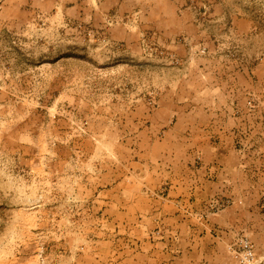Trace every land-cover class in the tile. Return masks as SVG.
Instances as JSON below:
<instances>
[{
	"label": "rangeland",
	"instance_id": "obj_1",
	"mask_svg": "<svg viewBox=\"0 0 264 264\" xmlns=\"http://www.w3.org/2000/svg\"><path fill=\"white\" fill-rule=\"evenodd\" d=\"M184 135L231 181L202 208L150 190L178 222H95ZM242 238L264 264V0H0V264H241Z\"/></svg>",
	"mask_w": 264,
	"mask_h": 264
},
{
	"label": "crops",
	"instance_id": "obj_2",
	"mask_svg": "<svg viewBox=\"0 0 264 264\" xmlns=\"http://www.w3.org/2000/svg\"><path fill=\"white\" fill-rule=\"evenodd\" d=\"M166 139L159 140L163 146L160 147L158 156L152 159L138 157L122 163L119 176L112 177L110 185L100 190L106 197H110V200L98 207L104 210L101 215L94 216L95 222H104L116 232H122L127 227H135L133 223L142 231L146 227L145 223L161 215L168 222L175 220L178 222V219L183 217L177 214L175 206L167 204L159 208L158 202L149 197L150 190L166 185L175 195L184 198L194 196L196 199L194 206L202 208L208 195H214L215 191H211V188L219 189L217 185L220 182L223 184L225 182L223 180L231 181L222 175L226 167L223 157L221 161L219 155L205 152L202 145L192 147L185 135L180 136L177 141L174 136L169 137L168 141ZM112 175L117 174L115 172ZM191 215L193 214L187 215L186 219ZM225 215L226 213L223 214L222 211L207 216L210 221L208 227L222 233L225 227L230 226L224 220ZM186 228L189 230L191 226L186 225ZM109 240L114 241L115 236L111 235L106 242Z\"/></svg>",
	"mask_w": 264,
	"mask_h": 264
},
{
	"label": "built area",
	"instance_id": "obj_3",
	"mask_svg": "<svg viewBox=\"0 0 264 264\" xmlns=\"http://www.w3.org/2000/svg\"><path fill=\"white\" fill-rule=\"evenodd\" d=\"M239 248L240 249L236 255L241 264H256L257 260L253 245L248 238L241 239Z\"/></svg>",
	"mask_w": 264,
	"mask_h": 264
}]
</instances>
